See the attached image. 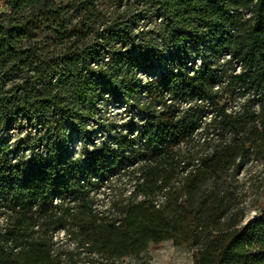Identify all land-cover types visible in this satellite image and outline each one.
Wrapping results in <instances>:
<instances>
[{
  "label": "trees",
  "instance_id": "1",
  "mask_svg": "<svg viewBox=\"0 0 264 264\" xmlns=\"http://www.w3.org/2000/svg\"><path fill=\"white\" fill-rule=\"evenodd\" d=\"M148 18L158 30L136 33ZM102 102L133 107L141 139L88 149ZM23 125L43 153L14 156ZM251 153L264 0H0V264H113L162 241L192 264H264V202L243 222L227 178Z\"/></svg>",
  "mask_w": 264,
  "mask_h": 264
},
{
  "label": "rangeland",
  "instance_id": "2",
  "mask_svg": "<svg viewBox=\"0 0 264 264\" xmlns=\"http://www.w3.org/2000/svg\"><path fill=\"white\" fill-rule=\"evenodd\" d=\"M157 24V21L153 20V18H148L145 21L138 22L135 32L157 29ZM154 35L156 36L154 37L155 41L162 43V36L158 32ZM4 81L8 80L5 79ZM99 107V116L94 119L93 124L89 128L92 133L91 141L87 143L88 149L100 148L114 134L141 139L139 126L145 121L136 114L133 107L122 103L110 104L106 102H102ZM36 132V129L23 125L5 134V139L9 145L16 149L14 156L26 158L31 152L43 153V149L40 146H29L28 142ZM67 147L70 157L83 159L82 145L77 135L73 134L69 137ZM227 178L229 189L234 194L235 207L238 212L244 214L243 222L255 217L257 209L264 202V155L259 153L249 154L241 162L240 166L234 167L228 173ZM125 181L126 178L123 177L121 181L114 184L115 189L122 196H126L130 189L129 183H125ZM102 185L104 186L100 188L97 194L98 205L106 207V181ZM55 238L59 240V244H67L62 232L57 234ZM76 259L78 264H88L87 260L89 257L87 253H81L76 256ZM192 261L193 256L190 249L174 245L171 241H162L148 245L146 250L138 256L118 259L113 264H192Z\"/></svg>",
  "mask_w": 264,
  "mask_h": 264
}]
</instances>
